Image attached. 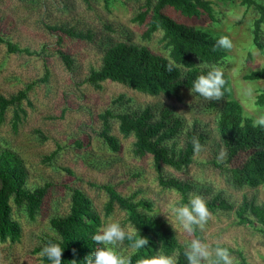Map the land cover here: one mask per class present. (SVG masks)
Masks as SVG:
<instances>
[{"label":"rangeland","instance_id":"374dc122","mask_svg":"<svg viewBox=\"0 0 264 264\" xmlns=\"http://www.w3.org/2000/svg\"><path fill=\"white\" fill-rule=\"evenodd\" d=\"M211 1L212 17L187 18L177 12L173 16L214 37L227 35L232 40L233 47L226 50L227 56L219 68L229 76L230 97L241 104L244 114L254 118L264 112V103L256 101L264 88V79H246L245 74L264 67V22L259 47L253 41L252 22L258 16L253 5H244L241 0ZM255 1L264 3V0ZM143 3L144 0H89L88 3L83 0H0V94L13 95L43 78L28 89L27 99L22 102L25 114L15 131L12 109L6 111L0 121V146L10 148L22 159L29 188L47 185L34 220L24 211L16 210L12 203L14 218L20 223L22 233L17 242H0V264H43L41 251L36 250L43 248L45 238L53 234L49 219L67 214L72 188H79L89 196L102 224L119 222L125 230L132 231L125 221L126 212L117 205L108 216L104 215L107 194L101 187L105 184L114 186L121 195L133 194L136 200H149L152 203L149 213L169 225L181 244L199 238L211 249L227 248L233 264H264V232L259 230L258 224L238 222L235 214L243 196H255L257 202H264L263 188H238L230 181L226 169L238 164L241 158L227 161L228 152L217 128L218 114L215 109L206 107L209 100L190 90H183L176 98L162 94L151 96L110 80L103 81L100 89L84 82L89 70L100 66L105 48L119 41L146 45L155 53L167 55L160 30L144 38L146 25L132 21ZM58 24L89 31L92 38L69 37L48 27ZM6 41L31 53L11 52ZM58 50L71 57V69ZM248 87L253 89L251 97L245 94ZM119 95L129 99L132 109L169 106L183 118L186 127L195 126L206 134L201 144L203 150L194 153L187 167L177 171L163 165L167 174L192 184L189 197L198 194L207 203L221 195V199L233 206L232 210L209 209L211 218L204 230L196 228L199 237L194 232L187 233L176 219L172 209L186 203L179 192L159 185L152 156H133V137H123L116 122L111 132L120 141L118 152L109 150L98 135L99 113ZM185 141L182 133L177 138V146H184ZM222 149L226 155L221 157ZM213 161L221 166L217 167ZM131 250L124 242L115 249L124 256Z\"/></svg>","mask_w":264,"mask_h":264},{"label":"trees","instance_id":"16d2710c","mask_svg":"<svg viewBox=\"0 0 264 264\" xmlns=\"http://www.w3.org/2000/svg\"><path fill=\"white\" fill-rule=\"evenodd\" d=\"M83 1L88 3L89 0ZM241 3L247 6L253 5L258 14L252 22V34L254 43L261 47L264 3L255 0H241ZM175 12L187 18L212 17V1L144 0L132 21L146 25L144 38H149L155 31L160 30L162 47L167 55L155 53L146 45L119 41L105 48L100 66L91 68L84 82L95 89H100L103 81L110 80L151 96L162 94L179 98L183 90L191 89L198 75L208 71L201 66L202 64L215 65L219 68L227 52L222 48L214 50L217 37L202 28L178 20L173 16ZM48 27L51 30L61 31L69 37L89 40L92 38L89 31L86 33L76 30L67 24ZM6 45L11 52L31 53L28 49H21L9 41H6ZM57 53L71 69L73 62L71 57L61 50ZM169 62L176 65L171 73L166 70ZM223 74L225 80L222 89L223 98L218 101L209 100L206 102V107L215 109L218 114L217 128L228 152L227 161L236 157L241 158L238 164L226 169L229 179L238 188L254 189L262 186L264 191V128L252 126L253 118L244 114L241 104L230 97L229 76L224 72ZM245 78L264 79V67L251 70L245 74ZM42 79L13 95L0 94V121L3 120L6 111L12 109V128L15 131L25 114L22 102L27 99L28 89ZM128 101L129 99L124 95H119L112 100L109 107L99 113L101 124L98 135L109 150L118 152L121 148L120 141L111 132L112 125L116 122L123 137H133L131 143L133 156L140 158L146 155L152 156L159 185L179 192L181 200L187 204L188 192L193 189L192 184L167 174L163 165L177 171L187 167L193 160V138L198 137L202 144L206 134L195 126L186 127L183 118L169 106L150 105L142 109H132ZM256 101L260 104L264 103V88L260 90ZM182 133L186 141L184 146L178 147L177 138ZM213 164L217 167L221 166L216 161H213ZM26 179L27 172L22 159L10 148L0 146V242L7 240L17 242L21 237V225L14 218L12 203L16 210L24 211L30 220H34L39 213L47 185L31 189L27 186ZM101 188L107 194L103 208L104 215L108 216L117 205L126 212L125 221L131 225L137 238L143 236L149 241L148 245L139 250L132 248L127 255L131 264H136L138 259L151 257L160 252L174 256L176 264H187L184 256L186 245L178 241L169 225L149 213L152 209L149 200H136L133 194L121 195L109 184ZM220 196L216 195L215 199L207 202L208 208L212 211L216 208L232 210L233 206ZM235 214L238 222L258 224L259 230L264 232V202H257L255 196L251 198L243 196L235 209ZM101 225L102 218L89 196L79 188H72L69 210L65 215H56L49 219L53 234L45 238L44 244L52 241L64 248L62 264H86V258L102 246L92 240V236ZM194 234L199 237L196 229ZM124 243L130 247V241L126 239ZM41 250L42 248H38L36 251ZM41 260L43 264H51L46 257H41Z\"/></svg>","mask_w":264,"mask_h":264},{"label":"clouds","instance_id":"9594fccd","mask_svg":"<svg viewBox=\"0 0 264 264\" xmlns=\"http://www.w3.org/2000/svg\"><path fill=\"white\" fill-rule=\"evenodd\" d=\"M233 47L232 40L227 35H221L216 39L214 50L222 48L231 50ZM203 68H207L206 73H201L193 81L190 92L198 94L206 100H220L224 96L222 91L225 80L224 74L220 68L215 65L202 64ZM176 65L169 62L166 70L171 73L175 70ZM245 94L252 96L253 89L248 87ZM253 127L264 128V112L255 116L252 121ZM194 153L203 150L199 138L194 137L192 140ZM226 155L222 149L220 156ZM176 219L179 221L183 229L191 234L198 227L201 231L211 218V212L206 201L198 194H192L187 204L174 207L172 209ZM174 228L175 225L173 224ZM130 241V247L139 250L149 244L147 238L141 236L137 238L136 233L131 230H125L119 222H108L102 224L96 234L92 236V240L102 245L97 248L93 254L86 258V264H131L129 257L117 254L115 249L119 247L125 240ZM64 248L59 243L49 241L41 250L40 256L46 257L51 264H62V254ZM184 256L187 264H233L229 250L224 247L210 246L199 238H193L186 242ZM213 256L215 257L213 259ZM136 264H176L174 256L165 255L160 252L151 257L138 259Z\"/></svg>","mask_w":264,"mask_h":264}]
</instances>
